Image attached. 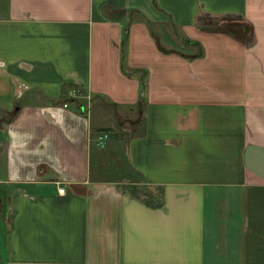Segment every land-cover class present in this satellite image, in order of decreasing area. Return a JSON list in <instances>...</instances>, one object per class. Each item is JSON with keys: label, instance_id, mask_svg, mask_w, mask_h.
<instances>
[{"label": "crops", "instance_id": "0c3cea01", "mask_svg": "<svg viewBox=\"0 0 264 264\" xmlns=\"http://www.w3.org/2000/svg\"><path fill=\"white\" fill-rule=\"evenodd\" d=\"M0 264H264V0H0Z\"/></svg>", "mask_w": 264, "mask_h": 264}, {"label": "trees", "instance_id": "16d2710c", "mask_svg": "<svg viewBox=\"0 0 264 264\" xmlns=\"http://www.w3.org/2000/svg\"><path fill=\"white\" fill-rule=\"evenodd\" d=\"M152 27V26H151ZM212 33H221L224 35H227L231 38H234L235 40L243 43L245 40H247L249 34L251 33V27L248 24H227V25H220V26H214L209 29ZM151 32L153 33V36L155 38L157 47L162 50V45L160 43V37L153 31V28H151ZM186 43H191L186 39Z\"/></svg>", "mask_w": 264, "mask_h": 264}, {"label": "built area", "instance_id": "2783aa9c", "mask_svg": "<svg viewBox=\"0 0 264 264\" xmlns=\"http://www.w3.org/2000/svg\"><path fill=\"white\" fill-rule=\"evenodd\" d=\"M109 136L106 135V134H103L102 136H100L98 139H97V144L99 147H104L107 140H108ZM59 193L60 194H63L64 193V190L63 189H60L59 190Z\"/></svg>", "mask_w": 264, "mask_h": 264}, {"label": "rangeland", "instance_id": "374dc122", "mask_svg": "<svg viewBox=\"0 0 264 264\" xmlns=\"http://www.w3.org/2000/svg\"><path fill=\"white\" fill-rule=\"evenodd\" d=\"M151 28H153L154 30H157V26H155V24H154ZM179 43H180V42H179ZM176 44L178 45V43H176ZM86 104H87V106L89 105V106L87 107V108H89V107H90V104H88V101H87V100H86ZM125 115L129 116V115H128V109H127V112H126Z\"/></svg>", "mask_w": 264, "mask_h": 264}, {"label": "water", "instance_id": "95a60500", "mask_svg": "<svg viewBox=\"0 0 264 264\" xmlns=\"http://www.w3.org/2000/svg\"><path fill=\"white\" fill-rule=\"evenodd\" d=\"M250 152H251V149L250 148H248V150H247V156H246V159H247V162H249V154H250Z\"/></svg>", "mask_w": 264, "mask_h": 264}]
</instances>
